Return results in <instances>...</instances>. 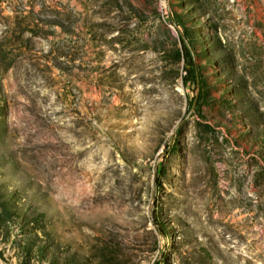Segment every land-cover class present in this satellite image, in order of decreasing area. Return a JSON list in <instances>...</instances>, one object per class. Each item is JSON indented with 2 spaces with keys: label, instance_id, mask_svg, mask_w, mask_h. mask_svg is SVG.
<instances>
[{
  "label": "rangeland",
  "instance_id": "obj_1",
  "mask_svg": "<svg viewBox=\"0 0 264 264\" xmlns=\"http://www.w3.org/2000/svg\"><path fill=\"white\" fill-rule=\"evenodd\" d=\"M0 264H264V0H0Z\"/></svg>",
  "mask_w": 264,
  "mask_h": 264
},
{
  "label": "trees",
  "instance_id": "obj_2",
  "mask_svg": "<svg viewBox=\"0 0 264 264\" xmlns=\"http://www.w3.org/2000/svg\"><path fill=\"white\" fill-rule=\"evenodd\" d=\"M184 71L186 73L185 83L195 84L197 79L196 67L194 62L187 56H186Z\"/></svg>",
  "mask_w": 264,
  "mask_h": 264
},
{
  "label": "built area",
  "instance_id": "obj_3",
  "mask_svg": "<svg viewBox=\"0 0 264 264\" xmlns=\"http://www.w3.org/2000/svg\"><path fill=\"white\" fill-rule=\"evenodd\" d=\"M164 2H165V0H164Z\"/></svg>",
  "mask_w": 264,
  "mask_h": 264
}]
</instances>
